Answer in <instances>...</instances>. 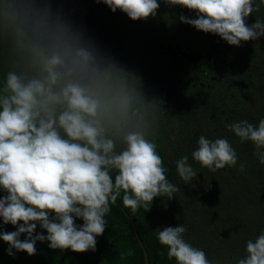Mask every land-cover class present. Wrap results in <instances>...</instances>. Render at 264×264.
<instances>
[{
  "label": "trees",
  "instance_id": "trees-1",
  "mask_svg": "<svg viewBox=\"0 0 264 264\" xmlns=\"http://www.w3.org/2000/svg\"><path fill=\"white\" fill-rule=\"evenodd\" d=\"M158 3L155 17L133 21L95 0H0V89L8 71L28 78L37 75L41 51L86 49L94 60L82 74L84 82L118 117L121 102L126 101L123 116L129 126L152 121L149 139L157 144L168 180L180 189L171 199L155 197L149 211L141 207L135 213L123 206L121 193L106 215L108 223L96 238L95 251L53 250L49 242L37 241L35 255L13 249L15 255L9 256L7 243L0 240V264H145L143 248L149 264H176L157 234L182 224L187 228L185 241L205 251L212 264H236L246 255V241L264 231V165L254 155L255 145L242 143L227 127L241 120L258 125L264 118V75L256 68L249 74L243 67L217 82L203 75L207 59L195 67L157 59L161 58L157 37L170 34L173 41L185 37L177 6ZM254 3L260 10L249 15L248 24L250 17L264 21V0ZM145 65L154 70L151 76H137L134 68ZM201 135L226 138L236 150L237 165L215 172L202 167L191 156ZM184 155L197 172L187 184L176 170V161ZM5 195L0 189V197ZM75 222L83 224L79 218ZM0 230L15 231L16 226L7 224ZM36 233L47 234L38 223Z\"/></svg>",
  "mask_w": 264,
  "mask_h": 264
},
{
  "label": "clouds",
  "instance_id": "clouds-1",
  "mask_svg": "<svg viewBox=\"0 0 264 264\" xmlns=\"http://www.w3.org/2000/svg\"><path fill=\"white\" fill-rule=\"evenodd\" d=\"M113 13L118 9L131 20L155 17L158 0H95ZM169 6L194 11L196 18L180 15L182 23L198 31L218 35L229 45L264 36V21L247 18L260 7L254 0H163ZM39 72L31 78L8 71L0 89V230L7 254L35 255L37 241L60 251H95L97 237L105 232L106 215L122 196L133 213L149 211L155 197L173 198L180 189L166 175L157 144L149 139L152 121L129 126L123 113L126 101L116 112L94 94L83 80L94 57L84 48L66 46L46 54L41 51ZM240 141L255 145L254 155L264 165V118L258 125L241 120L227 125ZM119 149V151L117 150ZM192 158L215 172L236 166V150L226 138L201 135ZM187 155L176 161L179 177L187 184L197 176ZM245 165H239L243 172ZM115 175L113 176V173ZM54 214V215H53ZM76 218L82 219L78 225ZM39 226L46 230L34 232ZM186 225L168 226L157 234L167 256L176 264H212L205 251L183 238ZM21 234H26L23 240ZM246 255L236 264H264V231L248 239ZM123 255V254H122Z\"/></svg>",
  "mask_w": 264,
  "mask_h": 264
},
{
  "label": "flooded vegetation",
  "instance_id": "flooded-vegetation-1",
  "mask_svg": "<svg viewBox=\"0 0 264 264\" xmlns=\"http://www.w3.org/2000/svg\"><path fill=\"white\" fill-rule=\"evenodd\" d=\"M179 16L185 15L190 18H196L194 11H190L186 8H182L177 5L175 10ZM257 12H253L250 15H254ZM178 16V18H179ZM256 16V15H254ZM255 22V19L250 17V24ZM182 23V22H181ZM248 23V21H247ZM184 26L185 37L183 40L180 38L179 41H173L170 34L165 35L163 39L158 38L157 50L159 56L166 61L169 60H179L182 62L181 65H193L194 67L199 63L193 64L184 60L182 53L185 50L188 52L195 53L197 56H206L207 58H202L200 60L208 61V69L204 71L203 75L206 79L212 81H221L223 77L229 73H238L243 67L248 68V72H255L258 69L264 75V36H261L258 40H250L248 42H241L240 46L229 45L226 41L221 39L218 35H213L211 33H204L202 31L196 30L194 27L182 23ZM182 37V36H181ZM171 49L173 54H165V49ZM149 54L150 49L148 50ZM164 53V54H162ZM200 60L198 62H200ZM244 60L247 63H244ZM256 68V69H255ZM249 72V74H250ZM186 77H188L183 74ZM251 78V75H250ZM252 81V80H251ZM139 87L140 83L135 84ZM137 89V88H136Z\"/></svg>",
  "mask_w": 264,
  "mask_h": 264
},
{
  "label": "water",
  "instance_id": "water-1",
  "mask_svg": "<svg viewBox=\"0 0 264 264\" xmlns=\"http://www.w3.org/2000/svg\"><path fill=\"white\" fill-rule=\"evenodd\" d=\"M164 53L165 54H173L172 52H171V49L169 50L168 48L167 49H165V51H164ZM164 53H162V54H164ZM182 53V56H183V58H184V60L186 59L188 62H191V63H193V64H196V63H198V61L200 60V59H202V58H207L206 56H197L195 53H192V52H188L187 50H185L184 52H181ZM185 60V61H186ZM198 177H199V182L201 183L202 181H203V177H202V175L201 174H198ZM135 238L139 241V244L142 246V248H143V244H142V242L140 241V239H139V237H138V235L137 234H135ZM143 254H144V258H145V264H149V261H148V259H147V254H146V252H145V249L143 248Z\"/></svg>",
  "mask_w": 264,
  "mask_h": 264
},
{
  "label": "rangeland",
  "instance_id": "rangeland-1",
  "mask_svg": "<svg viewBox=\"0 0 264 264\" xmlns=\"http://www.w3.org/2000/svg\"><path fill=\"white\" fill-rule=\"evenodd\" d=\"M134 70H136L137 76L143 75L144 77H150L154 71L153 69H151L149 66H146V65L142 68H140L139 66H136ZM147 80H150V79H147Z\"/></svg>",
  "mask_w": 264,
  "mask_h": 264
}]
</instances>
